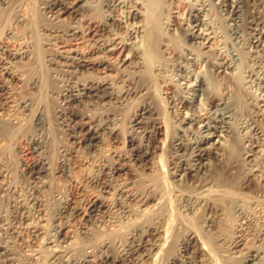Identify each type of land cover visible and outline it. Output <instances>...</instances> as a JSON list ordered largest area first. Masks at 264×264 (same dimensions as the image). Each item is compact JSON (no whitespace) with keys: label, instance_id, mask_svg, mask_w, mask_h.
Instances as JSON below:
<instances>
[{"label":"bare ground","instance_id":"1","mask_svg":"<svg viewBox=\"0 0 264 264\" xmlns=\"http://www.w3.org/2000/svg\"><path fill=\"white\" fill-rule=\"evenodd\" d=\"M38 1L40 5L43 4V8L49 13L48 16L50 19L48 22L49 24L44 25L43 23L40 28L44 34L41 41V50L44 54L42 60L46 64L48 73L52 72L51 74L56 77L61 76V79L62 75L64 76V82L62 81V87L60 86L61 89L58 91L61 95V100L57 106L55 105L56 113H59V115L55 113L58 116L55 118L56 120L58 118L62 120L57 122L65 125L67 136L69 135L68 137L79 140L83 142L85 147L90 148L95 144V141L100 138L99 136L103 134L102 130H107L110 133H115L117 130L115 125L118 124L116 121L118 119L111 115L113 112H105L104 115H102L104 112H101V116H97L98 114L96 112L93 114L89 112L78 113L75 109L79 105L78 102L83 104L87 103L86 105L90 106L96 104L104 106L102 101L105 102L106 98H108L109 101H111V105L113 103L118 106V104L124 101H129V99L133 100L138 94L145 95L143 100L138 103L133 113H131L130 116L132 117L130 118L129 116L128 119H126L127 123L124 127L126 144L130 146L124 149L126 153L117 155L118 160H114L115 158H113L104 163L98 162L96 164L98 172L91 176V185L99 188L101 193H111L112 197L110 198V203L106 204L111 210L107 211L103 209L105 203H99L98 200L100 198L89 199L85 204V209L87 211L85 221L89 223L95 222L98 224L99 222H109L113 225V230H125L121 228H123V224L127 219L128 223L131 221L130 224L132 226L126 232L124 231L122 239H118L117 237V239H111L112 237L106 236L99 238L98 242H94V244H89V242H91L89 240L88 244L85 245L84 243L85 246L83 247L81 246L82 243L81 245L79 244L78 247H82V249H80V251L82 250L81 255L69 248H72L74 245L70 246L68 242L69 237L64 235L63 230L67 224L66 222H61L59 224V222L57 223L56 221H58L59 216L69 208L70 198L64 197L63 195L59 197H57V195H52V198H54L58 204L54 205L56 206L55 212L52 213L51 211V214L46 207L50 200L46 198L47 196H43L41 192L43 188L45 189V187L51 185V180L47 181V179H44L46 173H49L50 170L54 172L60 171L63 173L62 175H68L69 171H71L69 156L73 155L74 151L72 149L74 146L70 148L71 146H59L58 144L59 147H56V149H58V152L60 149V156L58 155L59 158L55 159V165L54 167L52 166L53 160L51 158L53 155L50 157L51 154L49 156L48 152L51 146L49 138L51 132L50 120L48 121L47 118L49 114L47 115L46 106L43 107L40 105V101H33V97L31 96H26L24 94L18 98L14 96L21 86L28 88L31 92L37 87V91L42 89L41 87H43L44 82H46V80L43 81V78L46 79V77L42 75L45 71L42 72L41 75H38L41 72L38 67L39 69L37 70L38 72L40 71L38 74L35 73V70L30 71V73L27 71L28 75L25 78L26 74L19 68V62L34 63L33 59L36 53H33V46L24 44L18 46V48H16L17 46L12 48L10 44L5 43L3 39L4 41L0 40V115L4 112L5 115L8 114L6 117L8 123L4 121V124L7 123L6 125H8L10 123L11 125H19L22 118H24V120L26 119V116L23 117L22 115L26 114V111L29 110L31 114L30 124L33 130L26 131L31 128L29 127L25 129V131H21V134H18L19 136H24L23 138L26 139L25 144L27 148H30L32 153L35 154V159L30 164H23V167H25L24 173L27 175L28 181L31 182L33 191L30 192V194L28 193L30 190L28 185L27 193L29 195L24 194L23 196L22 194H17V197L13 195L15 196V199L11 197L14 199V203H12L13 211L0 214V230L2 234H0V259H2L3 262L5 261L4 264H15L14 257L10 255L15 252H12L8 244V242L12 241L10 237L19 236L17 238L21 240L22 229L30 228V231H28L31 232L32 239H36L38 235H41L40 237L44 240L43 249L49 251L48 262L46 264H108L116 260H120L125 264H143V258L146 256H156L166 249L173 250V248L175 252L166 256V264H203L204 261L202 262L200 257L201 255L206 257L208 253L210 254V250L206 242L203 241V236L201 237L195 228L192 230L193 227H190L189 229H191V232L187 230L184 232L185 234L183 237L177 239L169 234L171 233L169 226L171 223L168 222L169 220H166L167 222L164 223L159 214L153 215L150 219L151 221L146 219V221L140 220L141 217L139 218L138 215L142 210L147 209L142 208L143 206L146 205L145 207H148L145 212L151 209L156 210L157 206L161 205L160 203L164 197L160 195L162 192L159 194L157 191L159 188L158 181L157 183L151 179H145L140 182L142 186L139 188L137 180L127 175V165L121 160L127 158L134 166V169H149L152 166H156L153 165L154 163L150 158L153 157L157 149L159 150L162 148L154 142L157 140L156 123L159 118L155 116L157 110L154 109L155 107H152L153 103L151 104V101H148V98H146L149 92L148 88L143 86V84H141L142 82L139 84L138 82L140 80L137 79L140 75L139 72H143V67L146 66L144 65L146 53L148 54V52L145 51L146 46L149 45V43L158 44V39L153 40L156 39L153 38V35L157 37L158 34L155 35L156 33L151 30L149 22L151 1L104 0L102 6L105 7L103 9L106 12L102 18L100 17L101 19L96 22L97 24L95 23V19L89 20L88 25L85 24L86 21H84L82 25H72L70 23L72 20H68V25L65 27L61 26L62 22H60L61 24L58 23L62 20V14L70 12L73 16L75 15V17L76 15H81L83 18L84 12L80 8L82 7L80 4L82 0ZM87 2L88 0H86V3ZM263 2L264 0H219L214 3V0H195V2H192L188 6V13L186 18H184L187 28L184 30L180 26L182 23L175 21V18L172 19L174 15L172 16L171 12L169 13L170 16H167L165 21L163 20L164 28L167 32L172 31L183 34V45L178 48L175 43L173 44L171 38H167V36H162L160 38L159 36V45L162 44L166 46V49L170 50V53L180 59L175 66L177 71L175 72V76H173L174 79L170 78L172 79L170 83L176 84L179 91H167V95H162L164 99L166 97L167 100L165 101L167 104H165V106L166 108L168 106L169 111L173 113L174 119L172 120H175L176 123L175 127H173L174 133L169 142V146L173 149V154L171 153V158L168 161L169 163H165L166 161L163 162L164 160L162 161L161 157L158 155L159 167L162 168V170L164 169V175L169 177L165 179V185L169 186V189L174 192H179L178 194L180 196L177 195L182 199V204L180 203L181 200L180 202L177 200L179 202L178 204L184 206L183 211L186 215L197 213V218L202 221L200 224L205 226L203 228L207 232H212L215 229L216 223H222L225 218L223 214L226 213L222 204L230 203L231 212L238 218L235 224H233L234 222L232 223V229L235 232L233 239L230 240L229 243L232 249L243 244L246 235L249 233L248 231H250L251 223L255 219L264 218V209L259 210L258 206H260V204L256 203V201L258 202L257 199H253L252 201L248 200L249 197L247 198V196H244L247 199L244 198L246 203H248V205H245V203L239 202L236 193L234 194L233 191L229 190L231 187L235 188L236 186H242L244 182L248 180L249 182H255L259 191H264V132H262V127L259 125L261 122L264 123V110L262 111L264 107V50L263 47H261L264 42V29H261L260 26L262 24L264 25V16L263 18L259 16V8L264 7ZM216 4L224 9L227 14L228 30L230 34L233 35V39H236V41L241 43L243 48H245V57L238 48L236 49L234 47L230 50V48H225L220 46V43H217L220 39V34L218 33L217 26H215L213 24L214 22L212 23L211 20V13L214 9L213 5ZM1 6L2 8L13 9V1L0 0V7ZM261 13L263 14V11H261ZM23 16L22 13L17 12L14 17L15 22L25 23L26 16ZM11 29L12 28L8 27L5 31L7 38L12 37L13 31ZM122 29L126 31L125 35H121L120 32H122ZM86 30H88L89 33L94 31L90 37L92 43L87 46L88 49L86 52H82V50L80 51L76 48H64L67 44H70L69 41L75 40L79 33L82 32L84 34ZM182 30L184 33L181 32ZM199 38H204L205 41L193 42V40L196 39L195 41H197ZM166 40H168V42ZM207 42H211L209 46L213 45L215 50L214 54H207L206 50L202 51V53H197L192 49V45L196 43H204L203 45L207 46V44H205ZM19 43L18 45H20ZM215 44L217 45L215 46ZM119 48L120 51H122V56H120L118 61L114 60L116 62L114 66L119 68L116 72L115 70H117V68L114 69V67H111L109 64L111 54L116 53ZM88 54L90 55L88 56ZM39 61L40 60H38V62ZM31 64L29 65L31 66ZM203 64L214 72L212 74H216L217 71H220L224 72L229 77H234L237 72H242V88H245V90H248L250 93L243 97L244 95L240 94V91H242L240 90L241 86H237L236 83L232 84L234 83L232 82V87L223 85L221 87L218 86L219 88L216 90L217 94L213 93L211 95V89L209 90L213 82L211 77L206 74L207 72L203 74L195 72V68ZM153 65L154 69L158 72L163 71L162 69L164 67L162 62L153 63ZM122 66L124 67L121 68ZM35 67L34 65V68ZM113 69L117 74L113 77L114 79H111L108 71ZM52 78L54 77H50L49 79ZM11 79L16 82L22 81L23 84H12L11 82V85H9L7 82ZM118 81L123 84L121 85L119 83L121 85V87L120 85L118 86L119 88L117 87ZM23 87H21L20 90H22ZM46 87L48 88L47 85ZM143 90L146 91L143 92ZM133 94L135 95L133 96ZM242 103L253 106L249 107L251 108L249 113H246L245 108H242ZM50 107L52 108V106ZM1 111L3 112L1 113ZM29 113L28 115H30ZM163 115L166 116V114ZM1 123L0 131L3 132L6 127L4 126L5 128L2 129ZM50 123H52V121ZM175 123H172V126H174ZM87 127L88 129H86ZM84 129L86 130L83 131ZM8 131L6 130L5 133ZM10 133L8 132V134ZM51 135H53V133H51ZM10 136L11 135H9V137ZM19 138L20 137H18V139ZM4 139L5 138L0 137V145H2L1 142L3 143ZM9 139H11V141L13 140L12 137ZM136 140H138L140 144H136ZM145 141H147L146 144L144 143ZM12 143H14V141ZM5 145L3 144L0 149L4 150V148L7 147ZM164 150L165 148L162 151ZM236 161L241 165H238V167H236L237 169L232 171L233 169L231 170V168L235 167L234 163ZM220 165H223V168L220 172L215 173V168L217 169ZM9 171L8 163L0 160V177H8ZM95 171L96 170H94V172ZM27 178L25 179L27 180ZM188 184L190 189L182 187ZM16 185L17 184H15V186ZM9 186L10 185H8V187ZM157 186L158 188H156ZM227 187L229 189H227ZM15 190L17 191V188ZM24 190L21 192L24 193ZM258 196L259 197H256L259 199L261 196L259 194ZM259 211L263 213L261 217H259ZM47 215L48 217H44ZM141 215L142 214H140V216ZM41 220H45L46 223H48L47 229H45V227V230L43 229L44 225L40 223ZM89 223L86 224L85 222L81 230V233H83L82 235L87 238L92 236V232H89ZM261 224V226L252 227V230H255L257 233H255L256 244H252L249 250L247 249V251L241 252L242 255L240 260L242 264H264V220ZM144 227L145 229H142ZM161 232H163V235H158V233ZM147 235H150L151 239H147ZM220 235L221 233L218 234L217 237L219 236L221 238ZM199 241L201 242V246L199 245ZM112 245L118 251L116 256L109 250ZM25 247H27V245L24 246L23 249ZM35 249L27 247L25 252L28 250L30 252H28V255H31V257L37 261L38 259L43 260V258L40 257L46 254L42 255ZM202 250L205 251V253L202 252ZM238 250L237 248V250L232 252H237ZM46 258L47 257H45V260Z\"/></svg>","mask_w":264,"mask_h":264},{"label":"rangeland","instance_id":"2","mask_svg":"<svg viewBox=\"0 0 264 264\" xmlns=\"http://www.w3.org/2000/svg\"><path fill=\"white\" fill-rule=\"evenodd\" d=\"M12 1H13V6H14V7L12 6L13 9H11V8L8 9V8H5V7L2 8V6L0 7V15H1L0 40L4 39L5 43L10 44V47H12V48L13 47L15 48L16 46H17L16 48H18V46H21V45H24V44L33 46V53H36V54H34L35 55L34 59H33L34 63L32 62V64H31L29 62H27V63L26 62L25 63L19 62V64H20L19 68L21 69L22 72H24V74H26L25 78L27 77L28 72L30 73V71H33V70H35L36 74H38L41 71L38 75H41V73L45 71L44 72L45 74L42 73V75L44 77H46V79L43 78V81L46 80V82H44V84H43L44 86L42 85L43 87H41L42 89H39V91H37L38 87L35 88L33 90V92H31L30 90H28V88L21 86V87H23V89L20 90L21 87H19L17 92L14 94V96L17 97V98L20 97L22 94H24L26 96H31V97H33V101L34 100H35V102L36 101L37 102L40 101V105H42L43 107L46 106L45 108L47 110V115L49 114L48 116L50 117L49 118L47 116L48 121L50 120L49 124H50V131H51L50 132V136H49L50 145L51 146H50V149H49L48 152H49V156L51 154L50 157H52V155H53V157L51 158L53 160L52 161V166L53 167H54L55 162H56L55 159H58L59 156H60V149H59V152H58V149H56V147H59L60 145H65V146H71L70 148H73V146H74V148L72 149L74 151V153H73V155L69 156V163H70V166H71V171H69L68 175L67 174L66 175H62L63 173L60 172V171L59 172H54V171H51V170H50V172L48 171L49 173H46V176L44 177V179H47V181L51 180L52 182H51V185H49V187L47 186V187H45V189L44 188L42 189L41 194L43 196H45V197L47 196L46 198L50 200L47 203V205H46V207H47V209L49 210L50 213H51V211H52V213L55 212V207L56 206H54V205L58 204L57 201L54 200V198H52L53 197L52 195H54V196L57 195V197L63 195L64 197H69L70 198V206H69V208L64 213H62L59 216L58 221H56V222L57 223L59 222V224L61 222H63V223L66 222L67 225H66V227L63 230L64 235L69 237V239H68V242L70 243L69 245L70 246L74 245V246H72V248L74 247L73 249L71 247H69V248L72 251H75V253L78 252V254L81 255L82 250L80 251V249H82L83 246L88 244V240L91 241V242H89V244H94V242H98L99 238L106 237V236L110 237V238L112 237L111 239H115L116 237L118 239L119 238L122 239L123 236H124L123 235L124 231L126 232L132 226L130 224L131 221L129 220L130 222L128 223L127 219L125 220L126 222L123 224L124 225L123 228H121V229H125V230H113L112 228H114V227L109 222L108 223L99 222L98 224H96L95 222L94 223L93 222L89 223L88 221H85L86 216H87L86 215L87 211L85 209V204H86V202L89 199H99L100 198L98 200L99 203H102V204L105 203V206H103V209H105L107 211L111 210V208L106 206V204L110 203L109 201H110V198L112 197L111 193L102 192L103 193L102 194L100 192L99 188H97L96 186L91 185L92 184V182L90 181L91 180V176H93L94 173L98 172V168H97V165H96L98 162L104 163V162L110 161L113 158H115L114 160H118V156L117 155H120V153H124V154L126 153V150H124V149L130 147L129 145L127 146V144H126V133H125V130H124V127H125V125L127 123L126 119H128V117L131 115V113H133V111L135 110L136 106L138 105V103L141 100H143L145 95L143 96V95L138 94V95H136L133 98V100L129 99V101H124L121 104H118V106H117V104H113V103L111 105V103H110L111 101H109L108 98H106L105 102L102 101V104L104 106H101V105H98V104L90 106V105H86L87 103L83 104L81 102H78L79 105L77 106V108H75L76 111H78V113H81V112H87L88 113L89 112L90 114L91 113L93 114V113L96 112L98 114L97 116H101V112H104V113H102V115H104L105 112H113V114L111 113V115L118 119V120H116L118 124L115 125L117 130H116L115 133H110L107 130H102L103 134H101L99 136L100 137V138H98L99 140L97 139L98 141L96 140L95 144L92 147H90V148L85 147L83 142H80L79 140H76V139H74L72 137H68L69 135L67 136V130H66L65 125L59 123L62 120L59 119V118L56 120V118H55V117H58L57 115H59V113H56L55 108L59 104V101L61 100L60 99L61 95L59 94L58 91L61 89L60 86L62 87V84L64 82L63 81L64 76L62 75V79H61V76H59V75H57L59 77H56L53 74H51L52 72L48 73L46 64L42 60V56L44 54H43V51L41 50V45H42L41 41H42V38L44 37V34L42 33L43 31L40 30V28L42 27L41 24H43V23H44V25L45 24H49L48 23L49 20H50L49 16H48L49 13L47 12V10H45L43 8V4L40 5L38 0H12ZM103 1L104 0H88V2L86 3V0H82L80 2L82 7H80V8L84 12V16L86 15L85 17L83 16V18H82L81 15H76V17H75V15L73 16V14H71L70 12H67V13L62 14V20H60L58 23L62 22V24L60 23L62 27H65L66 25H68L67 22H69L71 20H72V22H70V23L72 25H74V24L82 25V23H84V21H86L85 24L88 25V21L92 20V19H95L96 20L95 23H96V22H98V20H100L102 18V16L106 12L103 9L105 7L102 6L103 5ZM150 1H151L150 2V8H151L150 10L151 11L149 12V16H150L149 17V22H150V25H151V30L156 33V34L154 33L155 35L158 34L157 37L153 35V38H156V39H153V38L152 39L153 40H157L158 39V44L156 45L154 43L153 44L149 43V45L146 46L145 51H147L148 54L149 53L150 54L148 55L145 52L146 53V57L144 59V61H145L144 65H146V66L143 67V72H139L140 75L137 77V79L140 80L138 82L139 84L142 82L141 84H143V86L148 88L149 92H148L146 98H148V101H151V104L153 103L152 107H155L154 109L157 110L155 116L159 117L157 119L158 122L156 123V127H157L156 128V137H157V140L154 141V142H156L155 144H158L159 147L161 146L162 150L164 148H165V150L162 151L161 149H159V150L157 149L155 151V153L153 154V157H151L150 160L154 163L153 165H156V166H152L149 169H134L133 168L134 166L128 161L127 158H123L121 160L127 165V169H126L128 171L127 175H129L131 178L137 180V183H138L137 185H138L139 188H141V186H142V184L140 182L144 181L145 179H147V180L151 179L152 181H156V182L158 181L159 183L158 182L157 183L159 184V188H158V186L156 188H158L157 191H158L159 194L162 192V194H160V195L161 196L163 195L164 199L162 197L163 200L160 203L161 205H158L159 208L157 206L156 210H152L151 209L150 211L148 210L147 212H145L148 209V207H145L146 205L143 206L142 208H147V209L142 210L141 211L142 213L140 212V214H142L143 216L142 215L140 216V214H139L138 217L139 218L141 217L140 220L151 221L150 219H151V217L153 215L159 214L161 216V218H162L164 223L169 220L168 222L171 223L169 225L171 233H169V234H171L173 238H177V239L180 238V237H183L184 234H185L184 232H186L187 230L189 232H191V229H189L190 227L191 228L193 227L192 230H194V228H195L196 231H198L199 235L201 237L203 236L202 237L203 241L206 242L207 247H209V250H210V254L208 253V255H206V257L204 255H201V257H200L201 261L202 262L204 261L205 264H242V262L240 260L241 255H242L241 252L243 253L244 251H247V249L249 250L251 248L252 244L253 245L256 244V241H255L256 240L255 239V237H256L255 233L256 232H255V230H252V227L255 228L256 226L257 227L261 226L262 225L261 223H263L264 218H257V220L255 219L251 223L250 231H248L249 232L248 234L246 233L247 235H246L245 241L242 240L243 244L237 247L239 249L237 252H232L234 250H237V248H235V247L232 249V247L229 246V243H230V240H232L234 235H235V232L233 231L232 227H233V224H235V222L238 220V218H237V216L235 217L233 212H231V208H230L231 204L230 203L222 204V206L224 207V211L226 210L225 211L226 213L223 212L224 213L223 215H225L224 217L226 218V220L224 218L222 223H219V224L216 223L215 224V229L212 232L211 231L207 232L203 228L205 226L200 224V223H202V221L199 220V218H197V216H196L197 213L196 214L193 213V215H186L185 214V212L183 211L184 206L181 205L182 204V199L180 197H178V195H179L178 193L179 192H177V191L174 192L173 190L169 189V186L165 185L166 184L165 183L166 182L165 179H167L169 177H167V175H164V172H163L164 169L162 170V168L159 167L160 164L158 163V158L161 157V160L162 161L164 160L163 162L166 161L165 163H167L169 161V159L171 158V155L173 154V149H171V147L169 146V142H170L172 134L174 133V131H173L174 128L173 127H175L176 123H175V120H172V119H174L173 113H171L169 111L168 106H167V108L165 106V104H167L165 100H167V99H166V97L164 99L163 96L167 95V91H172V92L173 91L174 92L175 91H179L176 84L170 83V81L172 80L170 78H173V76H175V72L177 71L175 66L177 65L176 63L180 59L177 58L176 56H174L172 53H170V50H167L166 46H164L162 44L159 45V41H160L159 36H160V38L162 36H167V38H171L173 44L175 43L176 47H178V48H179V46L181 47V45H183V42H184L183 34H179L180 32H172V31L167 32V30L164 28L163 20L165 21L167 19V16L168 17L170 16L169 13L171 12L172 16L174 15L172 19L175 18V21H178V22L182 23L180 26L184 30L185 28H187V24L185 23L186 20H184V18H186V16H187L188 8H189L188 6L192 2H195V0H150ZM217 1H219V0H214V3L217 2ZM243 1H245V0H243ZM18 3H19V6H18ZM15 6H17V7H15ZM213 6H214V9L212 10V13H211V20H212V23L214 22L213 24L215 26H217L218 33L220 34V37H219L220 39L218 38L219 41H217V43L218 44L220 43V46H223L225 48H228V49L230 48V50H231V48L233 49L234 47L236 49L238 48V50H240L242 52V55L245 57V54H246V52H244L245 48H243L242 44L239 43L238 41H236V39H233V37H232L233 35H231L229 30H228L229 29L228 23H227L228 20L226 19L227 18V14L225 13L224 9H222L220 6H217V4L213 5ZM227 9H228V7H227ZM259 9L261 11H263V14H262L261 11L259 10V16L260 17L262 16L261 18H263V16H264V7H260ZM17 12L22 13V15H24L23 17L26 16L25 17L26 18L25 23H19L18 22L19 23L18 24V23L15 22V18L14 17L17 14ZM29 14H31V15H29ZM80 18H82V19H80ZM55 21H56V19H55ZM22 24L23 25L25 24V25L23 26ZM260 26H261V29H264V25L263 24L260 25ZM8 27L12 28L11 30L13 31L12 32V37H8L9 39L5 35V31H6V29ZM183 30L181 31L182 33H184ZM93 33H94V31L89 33L88 30H86V32H84V34L82 32L79 33L78 36L75 38V40L69 41L70 44H67L64 48L65 49H75L76 48L77 50H80V51L82 50V52L83 51L86 52L87 49H88L87 46H89L90 43H92V40H91L90 37L92 36ZM120 33H121V35H123V34L125 35L126 31H123V29H122V32H120ZM228 38H230V39H228ZM195 40H193V42L205 41L204 38H202V39L199 38V39H197V41H195ZM166 41L168 42V40H166ZM19 42H21V43H19ZM231 42H233V43H231ZM18 43L20 45H18ZM28 43H30V44H28ZM210 43L211 42L205 43V44H207V46H204L203 45L204 43L203 44L196 43V44L192 45L193 46L192 49H194V51L197 52V53H202V51L206 50L207 54H209V53H213L214 54L215 50L213 48V45L209 46ZM239 44H240V47H242V48L239 47ZM216 45L217 44H215V46ZM261 47H263V50H264V42L262 43ZM31 49H32V47H31ZM203 53H205V52H203ZM38 55H39V57H38ZM89 55L90 54H88V56ZM120 56H122V51H120V48L118 49V51L116 53H112L111 56H110L111 58H110V64L109 65H111V67H114V69L117 68L116 66H114L115 63H116L115 61H118ZM146 59H147V61H146ZM148 59H149V62H148ZM38 60H40V61L38 62ZM160 61L163 63V67L164 68L162 69L163 71L158 72L157 70L154 69L153 63H161ZM243 61H244V59H243ZM146 62L149 63V64H147ZM28 63L31 64V66ZM244 64H245V62H244ZM34 65L36 66L35 67L36 69L34 68ZM123 67L124 66H122L121 68H123ZM127 68H125V69H127ZM37 69H39L40 71L38 72ZM114 69L113 70H109V71L107 70L108 73L110 74V78L111 79L117 74L116 72L118 71L119 68H117V70H115L116 72L114 71ZM131 69H134V68H131ZM141 71H142V68H141ZM195 72L200 73V74H203L204 72L205 73L207 72L206 74L209 77H211V79L213 81L211 86H210V88H209V90L211 89L210 91L212 92L211 95L213 93L217 94L216 90H218V88L221 87L222 85L223 86L232 87V84H235V83L237 84V86L238 85L241 86L240 90H242V91L244 90L243 92L240 91V94L244 95V96L242 95L243 97L247 96L246 94L250 93V92H248V90H245V88H242L243 87V85H242L243 76L241 75L242 72H237L234 77L233 76L229 77L224 72H220V71L219 72L217 71L216 74H212L214 72L211 71V69H209V67L205 66L204 64L196 67L195 68ZM102 74H104V73H102ZM79 76H82V75H79ZM48 77L49 78L50 77H54V78L49 79ZM57 79L58 80L60 79V80L58 81ZM79 79H80V77H79ZM81 79H82V77H81ZM48 80H50V81H48ZM74 80H76V79H74ZM6 82H7V80H6ZM11 82H12V84H14V83L15 84L16 83L23 84L22 81L21 82H16L13 79H11L10 81L8 80L7 83L9 85H11ZM232 82H234V83H232ZM119 83H120V81L117 82V87L120 84L123 85L122 82L120 84ZM226 83H227V85H226ZM24 84H26V83H24ZM46 85L48 86V88L46 87ZM121 85H120V87H121ZM53 89H54V91H53ZM157 89H158V91H157ZM162 89H163V91H162ZM35 90H36V92H35ZM145 91L146 90H143V92H145ZM40 92H42V93H40ZM50 92H52V93H50ZM56 93H57V97H56ZM134 95L135 94H133V96ZM250 95H252V94H250ZM56 98H58V99H56ZM242 104L244 105V106L241 105L242 108L243 109L245 108L246 113H249L251 111V108H249V107H251L252 105L245 104V103H242ZM48 106L49 107L52 106V108L51 107L49 108ZM163 108H164V110H163ZM263 108H262V111L264 110ZM93 109H94V111H93ZM49 110H50V112H49ZM86 110H88V111H86ZM91 110H92V112H91ZM2 112L3 111H1V113ZM4 113L0 115L1 116L0 123L2 121L1 127H3L2 129H4L6 127L5 131L6 130L8 131L9 129H11L8 132L9 133L10 132H12V133L15 132V133L8 134V132L5 133V131H3V132L0 131L1 132L0 133L1 134L0 137L5 138L3 140L4 142L3 143L1 142L2 145H0V147L2 148L3 144L4 145L6 144L5 146H7L5 148L3 147L4 150L0 149L1 150L0 151V160H3L6 163H8L9 170H10L8 172V177H6V178L0 177V214H6V213H9V212L13 211V204L12 203H14L13 200L15 199L14 198L15 196H13V195H16V197H17L19 194H22L24 196V194L25 195H29L30 192L33 191L31 182L28 181L29 179L27 178V175L24 173L25 172V167H23V166L25 165V163L26 164H30L35 159V154L32 153L30 148H27V145L25 144L26 143V139L23 138L24 136L21 135L22 136L21 137L18 134V133L21 134V131H25V129L31 127V124H30L31 114L29 113V110L26 111V114L22 115L23 117L26 116L25 120H24V118H22L21 119L22 121H20V123L21 122H23V123H21V124L19 123L20 126L22 125L21 126L22 128L24 127L23 128L24 130L18 124H12L11 125L9 123L8 125H6L8 123V121L6 120V117L8 116V114L5 115ZM28 113L30 115H28ZM162 113L166 114V116L163 115ZM263 113H264V111H263ZM131 117L132 116H130V118ZM4 121H6L7 123L4 124ZM51 121H52V123H50ZM57 121H59V122H57ZM172 123H175L174 126H172L173 125ZM28 124H30V125H28ZM51 124H52V126H51ZM259 125H260V127L263 128V129L261 128L262 132H264L263 131L264 130V123L261 122V124H259ZM61 126H63L64 128L61 127ZM19 127H20V131H19ZM31 129L33 130V128L31 127L29 129H27L26 131L31 130ZM86 129H88V127ZM86 129H84L83 131H85ZM165 129H167V130H165ZM64 130H65V132H64ZM16 131H17V133H16ZM51 133H53V135H51ZM14 134H16V135H14ZM9 135H11V136L9 137ZM11 137L13 139L12 141H11V139H9ZM18 137H20V138L18 139ZM68 138L70 139V141H69ZM23 139L25 140V142H24ZM138 140H136V144H140ZM13 141H14V143H12ZM146 142L147 141H145L144 143L146 144ZM163 143H164V146H163ZM58 144H59V146H58ZM17 146H19V147H17ZM2 151H3V153H2ZM158 155H159V157H158ZM164 155H165V157H164ZM109 157H110V159H109ZM237 162L238 161H236L234 163L235 167L231 168V170L233 169L232 171L237 169L236 167H238V165L239 166L241 165L239 162L237 164ZM235 164H237V165H235ZM222 168H223V165L222 166L220 165V167H218L217 169L215 168V170H214L215 173L220 172V170ZM94 170H96V171L94 172ZM25 178H27V180ZM247 181L244 182V184L242 186H239V187L236 186L235 188L231 187L232 189L229 186L230 189L228 187H227V189L233 191L234 194L236 193V196L239 199V202L245 203V205H248V203H246L247 199L244 196H247V198L249 197L248 200H252V201H253V199H257L258 202L256 200L255 201H256V203L260 204V206H258L259 210H263L264 209V191L263 192L259 191L258 188H257L258 186L255 185L256 184L255 182H249V181L247 182ZM6 182H7V184H6ZM15 184H17L16 185L17 187L15 186ZM8 185H10V186L8 187ZM28 185H29V187H28ZM21 186H23V187L25 186L24 187L25 190ZM185 186H182V187L190 189V187H188L189 184L185 185ZM27 187L30 189L29 192L27 191L28 190ZM160 187H161V189H160ZM16 188H17V191L15 190ZM23 190H24V193L21 192ZM12 191H14V192H12ZM16 192H18V193H16ZM19 192H21V193H19ZM258 194L261 196L259 199L257 198V197H259ZM100 195H101V197H100ZM176 195H177V197H176ZM242 196H243V198H242ZM11 197H13L14 199L11 198ZM177 200H179V202L181 200V202H180L181 204L180 205L178 204L179 202ZM260 200H262L263 202L260 201ZM243 201H245V202H243ZM143 211H144L145 215L143 214ZM261 212L259 211V213H260L259 217H261L262 214H263ZM233 216H234V218H233ZM44 217H48V215L44 216ZM195 218H197V219H195ZM261 219H262V221H261ZM85 222H86V224L87 223L90 224L88 226L90 227L89 228V232L90 233L92 232L91 233L92 236L90 235L92 238L91 237L87 238L86 236H85L86 237L85 238L84 235H82L83 233H81V230H82L83 226L85 225ZM40 223L44 225L43 229H44V227H45V229H47V227H48L47 224L48 223H46L45 220L44 221L41 220ZM141 227H143V226H141ZM29 229L30 228H23L22 229V234H21L22 238H23V240L21 238L22 241L17 238L19 236H17V237L11 236L10 237V239L13 242L10 241V242H8V244L10 245V247L12 249V252L15 251L14 253H11L10 255H11V257H14L15 264H46L48 262L47 260H48V256H49V254H48L49 251L43 249V241L44 240H43V238L40 237L41 235H38V238L40 240L38 238L32 239L31 232H29L30 231ZM142 229H145V227L142 228ZM111 232H113V233H111ZM220 233H221V235H220L221 238L219 236L217 237V235L220 234ZM0 234H1V230H0ZM160 234L163 235V232L158 233V235H160ZM115 235H117V236H115ZM231 235H233V236H231ZM24 238H25V241H24ZM146 238L147 239H151V236L147 235ZM218 238H220V239H218ZM26 239H27V241H26ZM25 242H26V245H27L28 248L30 247V249H35V247H36L35 250H37V252L39 251L42 255L46 254L45 256L41 255L42 257H40V258H43V260L42 259L41 260L38 259V261H37V260L33 259L31 257V255H28L30 252L28 250H26V252H25V249L27 247H25L23 249V247L26 246ZM81 243H82V245H81ZM84 243H85V245H84ZM79 244L82 247L81 246L78 247ZM199 245L201 246V242L200 241H199ZM109 250L115 256L118 254L117 249H115V247L113 245L110 247ZM166 250H164V252H162V253L160 252L156 256H153V255L151 257L146 256L145 258H143V262L142 263L143 264H166V262H165L166 261V256L168 254L174 253L175 249L174 248H173V250L169 249V250H167L168 252ZM202 252L205 253V251H203V250H202ZM45 257H47L46 260H45ZM204 262H203V264H204ZM4 263H5V261L3 262V260L0 259V264H4ZM108 264H125V263H123L120 260H116L114 262L111 261Z\"/></svg>","mask_w":264,"mask_h":264}]
</instances>
